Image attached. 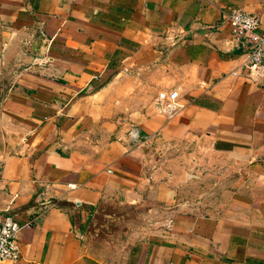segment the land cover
Instances as JSON below:
<instances>
[{
  "label": "crops",
  "instance_id": "crops-1",
  "mask_svg": "<svg viewBox=\"0 0 264 264\" xmlns=\"http://www.w3.org/2000/svg\"><path fill=\"white\" fill-rule=\"evenodd\" d=\"M233 8L264 28V0H0V215L32 223L0 264H264V78L230 74ZM100 204L137 212L114 248L84 236Z\"/></svg>",
  "mask_w": 264,
  "mask_h": 264
},
{
  "label": "built area",
  "instance_id": "built-area-1",
  "mask_svg": "<svg viewBox=\"0 0 264 264\" xmlns=\"http://www.w3.org/2000/svg\"><path fill=\"white\" fill-rule=\"evenodd\" d=\"M225 17L230 25L233 37L237 41L246 43L249 48L247 61L242 67L232 70L230 74L234 76L242 75L250 82L263 79L264 28L261 29L258 16L240 8H233ZM163 37L168 40V47H172L181 41L182 33L170 29L164 31ZM24 44L30 46L31 40L24 41ZM152 107L156 114L166 120L176 116L183 107L178 89L159 90L152 100ZM130 139L138 146H149L151 144V137L149 135L141 136L137 129L130 131ZM31 224V222L20 224L9 215H0V261H16L18 259V234L23 228L29 227Z\"/></svg>",
  "mask_w": 264,
  "mask_h": 264
},
{
  "label": "water",
  "instance_id": "water-1",
  "mask_svg": "<svg viewBox=\"0 0 264 264\" xmlns=\"http://www.w3.org/2000/svg\"><path fill=\"white\" fill-rule=\"evenodd\" d=\"M37 45L40 48L42 43L38 41ZM136 218L137 212L132 208L121 210L114 204H100L94 210L84 236L90 245L96 249L105 245L114 248L117 239L128 229L124 223Z\"/></svg>",
  "mask_w": 264,
  "mask_h": 264
}]
</instances>
